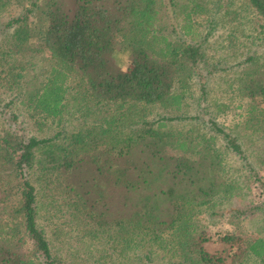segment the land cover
Returning a JSON list of instances; mask_svg holds the SVG:
<instances>
[{"label": "trees", "instance_id": "trees-1", "mask_svg": "<svg viewBox=\"0 0 264 264\" xmlns=\"http://www.w3.org/2000/svg\"><path fill=\"white\" fill-rule=\"evenodd\" d=\"M172 1L168 6H175ZM243 1L255 17L252 37L264 40V0ZM163 3L44 0L43 28L37 30L28 24L27 14L38 7L32 1L27 14L9 22L15 27L0 43V84L17 89L20 104L43 119L57 118L71 95L93 123L70 137L61 155L49 140L2 134L0 188L10 178L18 201L11 206V221L0 223V264H36V259L40 264H63L37 223L36 186L28 174L39 165L41 172L63 181V194L85 207L87 222L110 238L112 248L119 244L125 249L134 238L135 251L147 245L141 258L147 264L165 252L179 259L178 264H242L246 257L264 264V238L244 248L234 236H224L215 245L210 238L191 234V205L233 196L237 189L225 176L221 179L224 152L216 147V136L163 130L165 122L179 118L147 123L128 115L129 103L178 111L194 77L203 81L220 70L202 46L210 32L200 40L194 21L198 11L207 9L201 0H188V11L168 35L156 26ZM5 5L6 0H0V10ZM167 14L176 18L171 11ZM34 41L40 47L30 46ZM44 50L50 53L44 80L33 88L25 86L23 72ZM255 60V55L244 60L236 90L260 103L248 105L245 124L264 140V62ZM205 85L200 84L203 96ZM12 105L14 101L0 107ZM210 125L225 151L242 156L235 137ZM40 150L46 151V162L36 160ZM27 243L31 254L23 248Z\"/></svg>", "mask_w": 264, "mask_h": 264}, {"label": "rangeland", "instance_id": "rangeland-1", "mask_svg": "<svg viewBox=\"0 0 264 264\" xmlns=\"http://www.w3.org/2000/svg\"><path fill=\"white\" fill-rule=\"evenodd\" d=\"M32 1H35L38 7L27 14L26 9L31 8ZM161 1L164 2V7L159 11L156 26L162 29L163 34L168 35L172 25L179 22L183 12L188 11V0H173L175 4L173 7L168 6L169 0ZM43 2L44 0H6L5 7L0 10V43L3 41V36L11 33L15 27V24L9 25V22L22 14H27L31 28L42 29L40 8ZM201 2L207 9L198 11L197 15H194V21L196 20L195 23L201 32L200 40L210 32L202 46L206 47L205 51L218 63L220 70L208 77L206 82L195 78L190 91L189 89L185 91L184 103L188 104V108L184 110L186 118L181 112L134 103L127 104L130 106L127 111L134 122L144 120L152 123L161 118L182 116L183 118L176 121L165 122L163 130L174 133H187L191 130L194 134L216 136V147L224 152L225 175H222L221 179L225 176V180L237 185V189L233 192V196L225 198L215 196L206 205L199 207L191 205L193 214L190 216V231L193 237L210 238L215 245L224 236H234L245 248L251 241L264 238V140L261 133L254 132L253 128L245 124L248 105L254 104L256 107L261 105L255 99L240 96L236 90L238 85L236 80L232 83L234 91L229 84L232 78L237 79L246 67L243 63L242 67L233 69L235 62H244L252 55H255L256 63L264 62V40L252 37L255 17L243 0H201ZM170 11L176 18H170L173 15L168 16L167 12ZM30 46L40 47L35 41ZM2 48L1 44L0 50ZM49 58L50 53L47 50L36 56L35 64L23 72L25 86L29 85L33 88L44 80L50 65ZM229 66L232 69H228ZM204 83H206V93L203 96L200 84ZM2 84H0V106L9 101H14V105L6 109L0 107V138L7 131L24 140L30 138L49 140L51 143L46 142H49L51 148L61 155L62 150L70 145L72 140L70 137L80 131L84 132L93 123H90V118L82 115L80 106L71 95L57 118L43 119L20 104L21 95L17 89H6ZM210 122L237 139L243 150L242 156L234 155L222 148L221 137L212 130ZM45 152L38 151L36 160L46 162ZM40 168V165L34 167L28 178L36 186L37 223L45 231L50 248L58 260L63 264H147L146 260L141 259L142 253L148 248L147 245L135 251L134 238L133 245L125 246V249L119 244L116 248H112L109 245L110 238L98 233L90 220L87 222L88 219L84 216L85 207L73 198V194L71 196L74 201L63 194L61 185L63 181L46 174L45 170L44 173L43 169L41 172ZM13 184L15 183L7 178L0 188V216L3 219L0 223L11 221V206L18 201L16 190L11 188ZM86 231L90 233L85 234ZM105 244L108 246L106 247ZM23 248L31 254L30 243L25 244ZM155 256L150 264H178L180 261L166 252ZM35 262L40 264L39 259ZM242 264L263 263L256 258L246 257Z\"/></svg>", "mask_w": 264, "mask_h": 264}, {"label": "crops", "instance_id": "crops-1", "mask_svg": "<svg viewBox=\"0 0 264 264\" xmlns=\"http://www.w3.org/2000/svg\"><path fill=\"white\" fill-rule=\"evenodd\" d=\"M240 63V64H239ZM244 64H243V62L242 61H237V62H235L234 64H233V66L234 67H232L233 69H236L235 67H242ZM217 68H219V67H217ZM232 68H230V66H229V68L228 69H232ZM242 71H244V69L242 70ZM243 72H241L240 73V75L239 76H241V74H242ZM212 76V75H211ZM238 76V77H239ZM210 77V76H209ZM237 77V78H238ZM195 78L196 77H194V79L192 80V81H190L189 83H188V86H189V91H190V89H191V86H192V83H193V81L195 80ZM207 78H208V76L207 77H205L204 78V81L206 82V80H207ZM235 80H237V79H235V78H232V81H231V83L229 84V87H231L232 88V86H233V82L235 81ZM233 89V91H234V88H232ZM185 93V92H184ZM183 103H182V106H181V109L180 110H178V111H176V110H174V109H165V108H163V107H160V108H162V109H164V110H170V111H175V112H181L183 115H184V117L186 118L187 116H186V114H185V112H184V110L186 109V108H188V104L187 103H184V101H185V96H184V94H183ZM175 118H183L182 116H179V117H175ZM197 118H199V116H197ZM189 131V130H188ZM188 133V132H187Z\"/></svg>", "mask_w": 264, "mask_h": 264}]
</instances>
